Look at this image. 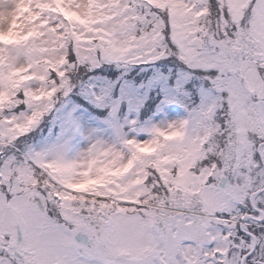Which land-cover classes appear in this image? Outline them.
<instances>
[{
	"label": "snow or ice",
	"instance_id": "snow-or-ice-1",
	"mask_svg": "<svg viewBox=\"0 0 264 264\" xmlns=\"http://www.w3.org/2000/svg\"><path fill=\"white\" fill-rule=\"evenodd\" d=\"M0 264H264V0H0Z\"/></svg>",
	"mask_w": 264,
	"mask_h": 264
}]
</instances>
